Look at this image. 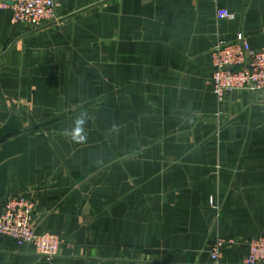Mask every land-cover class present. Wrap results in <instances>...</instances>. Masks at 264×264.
I'll use <instances>...</instances> for the list:
<instances>
[{"label":"crops","instance_id":"obj_1","mask_svg":"<svg viewBox=\"0 0 264 264\" xmlns=\"http://www.w3.org/2000/svg\"><path fill=\"white\" fill-rule=\"evenodd\" d=\"M56 13L29 29L0 8V207L32 196L36 228L64 243L47 258L0 235V264H213L218 236L263 234L264 91L220 104L209 52L239 32L264 48V0H59Z\"/></svg>","mask_w":264,"mask_h":264},{"label":"built area","instance_id":"obj_2","mask_svg":"<svg viewBox=\"0 0 264 264\" xmlns=\"http://www.w3.org/2000/svg\"><path fill=\"white\" fill-rule=\"evenodd\" d=\"M59 0H0V8L10 10L11 21L37 29L58 20L56 4ZM235 13L219 8L216 16L231 20ZM212 71L210 88L222 104L227 96H252L264 91V48L254 49L247 37L239 32L230 41H218L210 52ZM35 200L28 194L9 195L0 207V235L8 237L18 246H31L44 257L59 253L64 240L52 231H40L33 221ZM247 251L244 264H264V233L244 243ZM239 239H218L210 248L213 264H218L226 249L242 245Z\"/></svg>","mask_w":264,"mask_h":264},{"label":"rangeland","instance_id":"obj_3","mask_svg":"<svg viewBox=\"0 0 264 264\" xmlns=\"http://www.w3.org/2000/svg\"><path fill=\"white\" fill-rule=\"evenodd\" d=\"M59 17H60V16L57 14V18H59ZM261 92H263V91H261ZM212 201H213V200H212V198L210 197V198H209V202H210V204H212ZM230 237H233V238L239 239V240L241 241V244L248 240V239H244V240H243V239H240V238L235 237V236H227V237H226V236H225V237H224V236H218V237L215 239V241L211 244L210 248L212 247V245H214V244L216 243V241H217L218 239H225V238L227 239V238H230ZM242 245H245V244H242ZM240 246H241V245H240ZM245 247H246V245H245ZM234 248H235V247H234ZM234 248H232V249H234ZM228 250H231V249H226L225 251H228ZM225 251H224V252H225ZM246 251H247V248H246ZM224 252L222 253V255L224 254ZM245 254H246V252H245ZM245 254H244V256H245ZM209 255H210V251H209ZM222 255H221V257H222ZM244 256H243V258H244ZM221 257H220V258H221ZM210 259H211V258H210ZM211 261H212V260H211ZM219 262H220V259L218 260V264H219ZM242 262H243V259H242ZM243 264H244V263H243Z\"/></svg>","mask_w":264,"mask_h":264},{"label":"clouds","instance_id":"obj_4","mask_svg":"<svg viewBox=\"0 0 264 264\" xmlns=\"http://www.w3.org/2000/svg\"><path fill=\"white\" fill-rule=\"evenodd\" d=\"M83 123H84V120H83V119H80V120L77 121V124H78V125H81V126H82Z\"/></svg>","mask_w":264,"mask_h":264},{"label":"water","instance_id":"obj_5","mask_svg":"<svg viewBox=\"0 0 264 264\" xmlns=\"http://www.w3.org/2000/svg\"><path fill=\"white\" fill-rule=\"evenodd\" d=\"M59 20H57L56 22H58ZM56 22H53V23H56ZM50 24H52V23H50ZM50 24H48V25H50Z\"/></svg>","mask_w":264,"mask_h":264}]
</instances>
